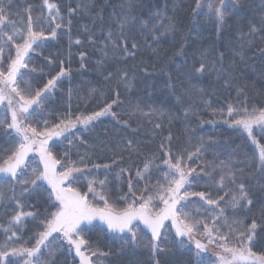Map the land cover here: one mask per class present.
Segmentation results:
<instances>
[{
  "label": "trees",
  "instance_id": "1",
  "mask_svg": "<svg viewBox=\"0 0 264 264\" xmlns=\"http://www.w3.org/2000/svg\"><path fill=\"white\" fill-rule=\"evenodd\" d=\"M50 2L58 6L56 20L50 18L43 0H0V7L8 9L9 18L17 22L18 28L27 22L28 14L32 16L33 29L43 30L45 35L57 23L61 25L57 38L39 42V47L33 46L19 87L29 86V92L42 89L61 68L67 70L68 75L60 77L50 93L44 94L46 98L42 97L39 107L33 105L29 109L32 115L28 123L41 129L45 121L52 126L69 114L75 120L77 116L100 111L117 100L111 109L115 116L107 114L87 127L77 124L49 146L62 164L84 158V163L78 166H87L85 174L73 186L86 193L88 181L106 179L104 193L110 202L123 207L119 197L128 192L129 176L137 195L146 183L160 179L161 172L155 168L151 169L150 178L139 180L135 173L153 157L157 158L155 163L160 164L165 158L161 144L166 148L170 145L173 152H193L194 146L204 142L202 155L187 161L200 177L190 190L206 192L213 199L224 197L221 206L226 207L230 200L226 193L234 192L237 185L243 183L253 200L251 209L233 211L226 207V214L241 221L238 226L233 225L240 231L256 222L254 239L249 246L257 254L264 253V168L259 163V147L242 128L233 126L232 121L239 117L227 113L228 105L234 109L264 108V0H225L223 24L218 23L208 9L209 4L218 5V0H200L199 8L197 0ZM51 15H57L55 9ZM125 16L129 19L121 29ZM169 24L173 25L171 29L167 27ZM5 30L11 34V29ZM154 35L159 39H153ZM77 40L80 43H76ZM112 40L118 44L121 40L128 41L129 51H133L135 43L134 56H126L113 48ZM16 42L21 40L17 38ZM9 56L15 57L14 45L5 47V63L9 62ZM201 60L214 65L213 70L194 73ZM125 71L131 87L120 78ZM110 73L111 78H108ZM153 109L157 111H151ZM9 115L6 116L10 122ZM4 118L0 115V119ZM253 132L256 140L264 144V133L257 128ZM128 141L132 142L130 147ZM18 142L12 130L0 126V158H6ZM221 161L230 165L236 176L235 184L225 181L223 188L218 184L219 167L212 177L207 175ZM96 164L110 167L97 169L93 167ZM28 174L29 170L23 178H28ZM48 189L43 182L22 197L15 180H0V245L12 235L5 231L11 227L16 232L11 246H34L35 237L43 231L42 222L48 213L56 210L51 206ZM88 198L93 200V194L88 193ZM15 199L20 200L22 209L16 206ZM191 199L193 203H189L185 211L199 209L197 218L205 219L211 226V206L198 202L195 197ZM21 210L33 212L35 217H24L18 226L11 218ZM165 225L164 251L156 254L160 264H220L219 255L230 258L213 244L197 256L194 240L176 236L170 221ZM84 235L94 249L109 253L93 257V264H153L152 252L146 247L152 240L147 230L137 234L135 245L129 234H111L101 224L89 225ZM60 237L62 234L54 233L49 238L55 264H80L74 249L70 251L67 242ZM195 238L208 243L200 236ZM233 245L239 246L235 240L229 244ZM42 252V259L47 261V250L42 249ZM13 259L16 264H23L22 258Z\"/></svg>",
  "mask_w": 264,
  "mask_h": 264
},
{
  "label": "snow or ice",
  "instance_id": "2",
  "mask_svg": "<svg viewBox=\"0 0 264 264\" xmlns=\"http://www.w3.org/2000/svg\"><path fill=\"white\" fill-rule=\"evenodd\" d=\"M47 6L52 20H56L59 15L58 6L50 0H43ZM231 2V0H229ZM200 0H197L199 8ZM131 8V5H129ZM227 7L225 0H218V5H208L209 12L213 14L218 23L223 24L225 19V8ZM56 10L57 15L52 16V10ZM75 10H70V12ZM11 13L7 8L0 7V105H3L4 112H10V122L5 115L4 119H0V126H6L12 130L19 142L18 145L10 151V154L0 163V180H15L21 188V196L29 193L30 190L40 186V183L47 182L49 186L48 198L52 202L51 206L56 210L48 213L46 219L42 222L43 231H40L35 237V244L32 247H13L10 241L16 236V232L11 227L5 229L6 232H11L5 244L0 245V264H16L13 258H22L23 264H55V252L51 248L50 237L53 234H62V239L67 242L69 250H73L79 258L80 264H93V257L108 256L109 253L99 252L94 249L93 245L85 238L84 232L89 225L94 221L102 222L106 229L116 234H129L131 242L137 243V227L138 222H142L151 232L152 240L146 245L152 252L153 264H160L156 258L157 253H162L164 248L162 243L166 241L165 229L166 221H171V225L175 227V234L181 238L194 240L196 254L199 256L202 252H206L208 245L213 244L219 247L224 253L229 254L230 259H226L224 255H219L220 264H236V262H245V264H264V253L257 254L249 246L254 239L256 222L253 221L250 226L240 231L238 227L241 221L232 219L226 214V207L237 211L240 208L251 209L253 200L249 198L248 191L243 183L237 185L234 192L226 193L230 196V200L226 202V207L221 206V201L224 197L213 199L210 194L203 191H191L193 183L199 179V174L196 169L188 166L187 161L193 157H199L204 150V142L194 146L195 151L188 152L187 150L173 152L170 145L166 148L161 144V150L164 153L160 164H156V157L144 163L142 170L136 171V177L139 180L150 178L151 169L155 168L161 172V177L155 183H146L139 195L133 189L131 176L128 179V192L119 199L123 202V207H118L115 202H110L108 195L104 193L106 188L105 180L88 181V192L81 193L73 185L76 184L85 174V168L80 167L78 163L83 164L84 158L81 157L79 162H65L56 157L49 147V141L54 137L59 138L70 129L76 128L77 124L85 127L89 126L93 121L107 114L115 116L111 112L113 104L117 100L106 104L100 111L93 112L89 115H80L73 120L71 114L66 119H61L59 123L52 126L48 122H44L41 129L32 126L28 121L31 119L32 113L29 109L33 105L39 107L42 104V97L45 93H50L56 85L60 77L68 75V71L61 68L59 74L52 79H49L42 89L28 91V87L21 89L20 83L23 81L22 69L28 68L26 58L29 53L36 47L40 46L39 42L49 38H57V29L61 27L59 23L54 28H50L47 35L43 30L36 31L32 26V16L28 14V20L21 27H17V22L9 17ZM129 17L125 16L121 22L120 28L124 26ZM71 23V21H69ZM163 27V25H161ZM169 29L173 25L167 26ZM5 29H11V34ZM123 33L121 32V36ZM21 42L17 43L16 40ZM108 38L112 39V33L109 32ZM153 39H159L158 36H153ZM76 43H80L79 40ZM15 47V57L9 56V62L3 60L5 47ZM112 46L119 51H122L126 56H134L137 45L132 44L133 51L128 50V41L121 40L118 44L112 40ZM84 54L81 53L83 58ZM222 56V54H221ZM214 65H209L201 60L199 67L194 69V73L203 74L213 70ZM111 73L108 78H111ZM19 77V80H18ZM121 80L125 81L131 87L128 73L122 72ZM173 88V85H169ZM186 92L188 90H185ZM117 93V97H118ZM179 100L180 98L177 97ZM156 112L157 110H151ZM229 116L235 114L238 119L232 121L233 126L242 128L253 143L259 147V163L261 168H264V144H260L254 135V128L259 129L264 133V108H248L234 109L231 105L227 107ZM149 115V113H144ZM163 115L162 112H158ZM223 115V113H220ZM160 127L159 124L156 125ZM171 137L169 136V140ZM129 147L132 142H127ZM38 154V164L36 167H31L29 161L30 153ZM116 161H113L115 163ZM94 168L108 169L110 165H93ZM219 167L220 174L218 184L220 187L225 186V181L231 184L236 183V176L230 169V165L221 161L218 166L212 167L207 173L212 177L213 172ZM164 169L161 171V169ZM30 174L28 178H23L28 170ZM227 169V171H226ZM125 170L121 169V172ZM162 181V182H161ZM40 182V183H38ZM97 188L100 191H97ZM88 193L93 194V200H89ZM2 195V193H0ZM197 198L198 202H203L206 206H211L213 209L210 216V223L203 218H197L200 213L199 209L193 211H185L189 203H193L191 198ZM15 204L18 208L24 206L19 199H15ZM193 212L196 215H193ZM264 212V209H262ZM26 216L35 217L33 212L18 211L12 218V222L19 224ZM219 222V223H218ZM225 229V230H222ZM200 236L207 240V244L201 239H196ZM124 236L121 235V239ZM235 240L239 245L229 246L230 242ZM180 243L183 245L184 240ZM47 250L49 259H42L44 252Z\"/></svg>",
  "mask_w": 264,
  "mask_h": 264
},
{
  "label": "rangeland",
  "instance_id": "3",
  "mask_svg": "<svg viewBox=\"0 0 264 264\" xmlns=\"http://www.w3.org/2000/svg\"><path fill=\"white\" fill-rule=\"evenodd\" d=\"M28 60V58H26V61ZM24 69H22L21 71H23ZM33 107V106H32ZM10 114V112H8L7 114H5V112H4V108H3V105H0V115L1 116H5V115H9ZM10 116V115H9ZM58 140V138H53L51 141H49V146L51 145V143L53 142V141H57ZM29 161L30 162H32L31 163V167H36L37 166V164H38V154H33V153H30L29 154ZM29 171H30V169H29ZM46 184H47V182H45ZM23 221H24V219H22V221L19 223V224H17L18 226H20L22 223H23ZM171 222V221H170ZM93 224H101V225H103V226H105L102 222H99V221H94L93 222ZM92 224V225H93ZM106 227V226H105ZM174 229H175V227H174ZM142 230H147L148 232H150V230L145 226V225H143V223L142 222H138V227H137V234L139 233V232H141ZM109 231V230H108ZM109 233H111V234H114V235H120V234H116V233H113V232H111V231H109ZM150 234H151V232H150ZM56 238H59V236L58 237H56ZM60 238H62V237H60ZM227 259H230V258H227ZM236 264H245V262H236Z\"/></svg>",
  "mask_w": 264,
  "mask_h": 264
}]
</instances>
